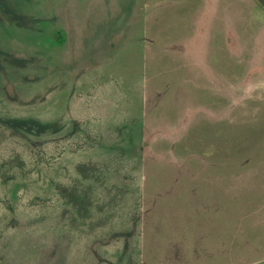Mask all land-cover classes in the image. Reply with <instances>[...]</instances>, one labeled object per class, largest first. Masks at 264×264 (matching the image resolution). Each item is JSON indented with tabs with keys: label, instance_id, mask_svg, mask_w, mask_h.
<instances>
[{
	"label": "rangeland",
	"instance_id": "obj_1",
	"mask_svg": "<svg viewBox=\"0 0 264 264\" xmlns=\"http://www.w3.org/2000/svg\"><path fill=\"white\" fill-rule=\"evenodd\" d=\"M0 264H264V0H0Z\"/></svg>",
	"mask_w": 264,
	"mask_h": 264
},
{
	"label": "trees",
	"instance_id": "obj_2",
	"mask_svg": "<svg viewBox=\"0 0 264 264\" xmlns=\"http://www.w3.org/2000/svg\"><path fill=\"white\" fill-rule=\"evenodd\" d=\"M60 39H62V38H60ZM60 39H59V40H60Z\"/></svg>",
	"mask_w": 264,
	"mask_h": 264
}]
</instances>
